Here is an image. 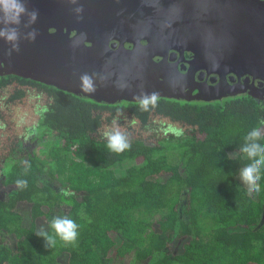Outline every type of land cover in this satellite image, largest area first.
<instances>
[{
    "label": "trees",
    "instance_id": "1",
    "mask_svg": "<svg viewBox=\"0 0 264 264\" xmlns=\"http://www.w3.org/2000/svg\"><path fill=\"white\" fill-rule=\"evenodd\" d=\"M140 100L0 76V264H264V162L259 191L241 178L264 103ZM111 131L130 147L111 151ZM55 218L77 225L71 244L36 234Z\"/></svg>",
    "mask_w": 264,
    "mask_h": 264
},
{
    "label": "water",
    "instance_id": "2",
    "mask_svg": "<svg viewBox=\"0 0 264 264\" xmlns=\"http://www.w3.org/2000/svg\"><path fill=\"white\" fill-rule=\"evenodd\" d=\"M175 8L172 0H0V76L31 75L107 101L255 95L197 71L209 62L222 80L229 68L264 77V37L224 44ZM174 47L196 50L189 68L168 57Z\"/></svg>",
    "mask_w": 264,
    "mask_h": 264
},
{
    "label": "flooded vegetation",
    "instance_id": "3",
    "mask_svg": "<svg viewBox=\"0 0 264 264\" xmlns=\"http://www.w3.org/2000/svg\"><path fill=\"white\" fill-rule=\"evenodd\" d=\"M176 6V11L182 20L192 23H202L206 37L214 39L222 38L237 44L239 39H257L264 37V0H172ZM184 29L191 31L193 27L184 26ZM192 32V31H191ZM195 33V32H193ZM131 41H126L125 45H131ZM197 52L192 47H174L167 50V55L177 61L179 65L190 67V60L196 56ZM160 53L157 57H161ZM199 67L198 71L204 72V78L212 84L223 81L226 86H238L242 88L254 89L253 96L258 102L264 103V77L254 75L243 69L241 73L229 68L225 74V79L213 70V66ZM215 66V65H214ZM228 68L227 66H224ZM210 70V71H209ZM216 80H211L212 77ZM248 78V80H246ZM246 92L247 91H238ZM235 93V94H236ZM232 94L227 92L225 95ZM250 95V94H249ZM224 96V95H223Z\"/></svg>",
    "mask_w": 264,
    "mask_h": 264
},
{
    "label": "clouds",
    "instance_id": "4",
    "mask_svg": "<svg viewBox=\"0 0 264 264\" xmlns=\"http://www.w3.org/2000/svg\"><path fill=\"white\" fill-rule=\"evenodd\" d=\"M86 91H91L92 89H85ZM157 96L152 94L151 96H145L139 101L141 110L147 111L148 106L151 104L153 107L156 106ZM108 136L107 147L114 152H122L130 147V143L126 141L125 136L120 131H111L106 133ZM258 135V134H255ZM243 151L248 153L249 157L256 156L258 153L261 155V159L256 160L255 164L246 166L242 173V180L249 186H255V190L259 191V185L257 181L259 180V169L258 165L264 162V148L259 145H252L250 147L243 148ZM17 185L25 187L27 181H17ZM50 227L53 230L52 234L44 231L37 232L38 236L46 237L47 241L52 242L58 237L65 244H71L77 238V225L74 221L67 218H55L51 221ZM55 244L47 243L45 247H52Z\"/></svg>",
    "mask_w": 264,
    "mask_h": 264
}]
</instances>
